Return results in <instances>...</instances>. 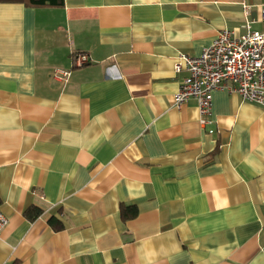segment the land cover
<instances>
[{"label":"crops","instance_id":"obj_1","mask_svg":"<svg viewBox=\"0 0 264 264\" xmlns=\"http://www.w3.org/2000/svg\"><path fill=\"white\" fill-rule=\"evenodd\" d=\"M263 5L0 0V264H264V106L173 69Z\"/></svg>","mask_w":264,"mask_h":264},{"label":"built area","instance_id":"obj_2","mask_svg":"<svg viewBox=\"0 0 264 264\" xmlns=\"http://www.w3.org/2000/svg\"><path fill=\"white\" fill-rule=\"evenodd\" d=\"M244 12L248 13L246 4ZM261 17L264 20V5L261 7ZM75 58L82 63L87 55L79 53ZM173 69L186 70L174 92V104L179 106L193 98L201 123L211 121L206 115L211 109L212 92L220 87L237 92L243 100L264 106V30L247 28L244 33L236 35L232 30L223 28L199 54L180 52ZM68 74L69 70L66 69L53 70V75L58 79H65ZM212 131L209 129V132ZM6 223L7 216L0 208V230Z\"/></svg>","mask_w":264,"mask_h":264},{"label":"trees","instance_id":"obj_3","mask_svg":"<svg viewBox=\"0 0 264 264\" xmlns=\"http://www.w3.org/2000/svg\"><path fill=\"white\" fill-rule=\"evenodd\" d=\"M29 5H60L62 0H22ZM132 207L130 205L121 204V213L126 215V209ZM28 214H37L40 212L39 208L31 207L27 210ZM135 212V211H134Z\"/></svg>","mask_w":264,"mask_h":264}]
</instances>
